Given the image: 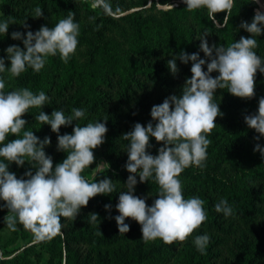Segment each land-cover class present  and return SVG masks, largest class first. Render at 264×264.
I'll return each mask as SVG.
<instances>
[{
  "label": "trees",
  "instance_id": "obj_1",
  "mask_svg": "<svg viewBox=\"0 0 264 264\" xmlns=\"http://www.w3.org/2000/svg\"><path fill=\"white\" fill-rule=\"evenodd\" d=\"M107 2L108 12L99 7L94 10L90 0H0V22L13 18L16 21L9 24L7 34H0V57L5 58L6 67L10 61L5 49L13 44L23 48L22 40L11 38L12 32L23 35L42 25L53 27L69 12L75 13L74 22L80 25L78 51L67 64L57 55L48 57L38 73L28 68L19 77L9 78L5 71L0 78L14 90L28 88L34 94L44 91L50 98L41 109L30 108L22 118L41 140L50 138L44 151L52 157L53 166L67 154L57 151V133L35 120L40 111L50 115L53 110H62L67 116L73 108L85 110L83 119L61 126L60 135L71 134L76 123L85 126L89 122H105V142L93 149L95 162L82 175L90 182L94 175L97 181L107 177L116 188L111 194L91 198L74 221L62 217L61 235L26 244L14 255L0 251L4 257H10L0 259V264H264V157L253 151L256 143L264 147V137L254 140L259 134L244 121L246 115L256 112L259 98L264 97V74L259 71L251 99L235 97L227 89L215 91L213 102L223 115L216 117V127L207 137L212 143L207 148L204 167H188L178 177L185 199L199 197L204 201L207 220L184 242L166 245L159 239L145 243L141 236L134 237V225L128 224L127 233H119L114 219L119 215L115 208L119 192L127 190L124 184L129 175L124 167L129 142L121 138L122 134L131 131L137 122L147 125L151 107L170 95H179L185 80L191 77V61L183 64L177 58L179 72L175 76L167 61L182 50L188 54L197 52L199 58L207 61L199 48V39L205 33L210 46H227L241 36L248 38L251 34L240 24L251 22L255 5L252 0H234L229 21L223 26L226 13H216L217 23H213L206 9L189 12L182 0H151L150 5L148 0ZM173 2L178 5H157ZM37 6L43 16L33 18ZM23 22L30 27L25 29ZM117 35L123 36L121 44L115 38ZM254 38L258 43L254 51L264 60V30ZM203 67L206 71V64ZM210 75L215 77L218 73ZM149 143L147 152L157 155L162 145L153 137ZM30 167H21L20 178ZM32 170L34 173L35 169ZM136 179L133 195L144 198L151 206L158 193L155 180L140 183L138 175ZM221 199L232 206L233 216L226 218L215 211L214 206ZM106 204L112 207L106 210ZM92 213L98 214L96 223L90 222ZM5 214L8 210L2 208L0 216ZM203 234L210 236V243L206 254L201 255L193 241Z\"/></svg>",
  "mask_w": 264,
  "mask_h": 264
},
{
  "label": "clouds",
  "instance_id": "obj_2",
  "mask_svg": "<svg viewBox=\"0 0 264 264\" xmlns=\"http://www.w3.org/2000/svg\"><path fill=\"white\" fill-rule=\"evenodd\" d=\"M253 2L259 3V0ZM182 3L189 12L206 9L207 17L213 23H217L216 13H226L223 26L227 25L234 6V0H182ZM91 7L94 10L103 8L105 12L110 9L107 0H92ZM42 16L39 6L33 9V18ZM74 16L75 13L69 12L55 26L42 25L35 32L27 31L23 35L19 31L12 32L11 38L22 40L23 48L13 44L5 49L10 66L6 67L5 58L0 57V73L7 71L9 78L19 77L28 68L38 73L48 57L57 55L67 64L79 42L80 25L74 22ZM11 23H16L14 18L0 22V34H7ZM21 25L25 29L30 27L25 22ZM240 27L251 35L248 38L241 36L239 41L227 46H210L207 33L199 39L200 51L207 61L199 58L197 52L188 54L183 50L169 59L167 67L173 76L179 72L177 58L183 64L192 62L191 77L185 80L181 93L153 105L147 125L137 122L131 131L122 134L121 138L129 142L124 165L129 175L124 184L127 190L119 192L115 205L119 215L114 219L119 233L130 230L124 222L130 218L140 225L145 243L159 239L172 245L184 242L207 220L204 201L199 197L185 199L178 177L188 167H204L207 148L212 143L207 137L216 127V117L223 115L218 104L213 102L215 91L227 89L231 95L246 100L255 96V76L257 71L264 74V60L254 51L258 47L254 37L264 30V12L255 9L251 22L242 21ZM213 72L218 75L213 77L210 75ZM5 87V80L0 78V158H3L0 160V200L4 202L0 207L8 210L4 222L13 232L17 230V224L22 225L33 234L34 243L51 240L62 234V217L74 221L91 198L116 191L112 180L107 177L97 181L94 175L90 182L82 175L95 162L93 149L105 142L108 129L105 122H89L85 126L76 123L71 134L60 135L61 126L83 119L85 110L73 108L71 115L67 116L62 110H53L50 115L40 111L35 120L40 125H49L51 131L57 133V151L67 154L62 162L53 166L52 157L44 151L51 143L50 138L46 136L41 140L33 131L23 130L27 122L22 118L30 108L41 109L50 98L44 91L34 94L28 88H20L5 92ZM244 121L259 134L254 140L264 137V97L259 98L256 112L246 115ZM10 135L19 138L4 143ZM150 137L162 145L157 155L147 152L151 147ZM253 151L264 157V147L259 143L255 144ZM26 161L31 167L21 178L8 170L11 163L22 167ZM106 168H109L107 163ZM32 169H35L34 173ZM137 175L140 183L152 178L158 186L157 198L151 206L144 198L133 195ZM104 207L108 210L112 206L106 204ZM214 207L226 218L234 215L226 199H221ZM97 221L98 214L92 213L90 222ZM209 243L208 234L197 235L193 241L201 255L206 254ZM8 258L0 254V259Z\"/></svg>",
  "mask_w": 264,
  "mask_h": 264
},
{
  "label": "rangeland",
  "instance_id": "obj_3",
  "mask_svg": "<svg viewBox=\"0 0 264 264\" xmlns=\"http://www.w3.org/2000/svg\"><path fill=\"white\" fill-rule=\"evenodd\" d=\"M90 1L92 2V0H90ZM252 2H253V0H252ZM150 4H151V0H148V5H150ZM253 4L255 5V9L260 8V11L264 12V0H259V3L253 2ZM157 5H158V7H162V8L163 7L164 8H171V7L177 6L178 3L173 2L172 4H169V5H160V4H157ZM0 14H1V12H0ZM115 38L120 44H121V42H123V36L122 35H117ZM77 51L78 50L76 49V52ZM11 90H14V89L11 87L10 84H8L5 87V92L11 91ZM29 129H30V127L25 125L23 130L30 131ZM15 138H19V137H14V136L10 135L7 137V140L4 143H7L8 141L15 139ZM0 146H2V145H0ZM1 159H3V158H1ZM25 164L28 165L29 163L26 161ZM8 170L10 172L15 173L17 178H20L21 167H18L15 163H11L8 167ZM3 204H4V202L2 200H0V205H3ZM2 208L3 207H0V211L2 210ZM6 215L7 214L0 216V251L2 253L3 252H10V255H14L18 251V249L21 248L22 246L29 244V243H34L33 242L34 237H33V234L31 232L26 231L23 228V226L19 225V224H17V226H16V228H17L16 231H14V232L10 231L4 222V217ZM124 222L126 224L136 226L137 230L134 234V237L142 236V233L140 230V225L137 222H135L134 220L133 221H124Z\"/></svg>",
  "mask_w": 264,
  "mask_h": 264
}]
</instances>
